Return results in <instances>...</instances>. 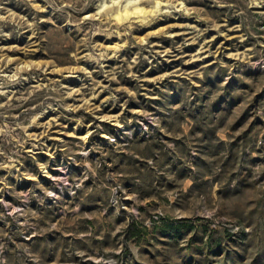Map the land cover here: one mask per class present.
Instances as JSON below:
<instances>
[{
	"label": "rangeland",
	"instance_id": "rangeland-1",
	"mask_svg": "<svg viewBox=\"0 0 264 264\" xmlns=\"http://www.w3.org/2000/svg\"><path fill=\"white\" fill-rule=\"evenodd\" d=\"M0 264H264V0H0Z\"/></svg>",
	"mask_w": 264,
	"mask_h": 264
},
{
	"label": "bare ground",
	"instance_id": "bare-ground-1",
	"mask_svg": "<svg viewBox=\"0 0 264 264\" xmlns=\"http://www.w3.org/2000/svg\"><path fill=\"white\" fill-rule=\"evenodd\" d=\"M130 3V1H129ZM106 6V1H104L103 3V7ZM135 6H136V11L137 12H143L144 11V7L143 6H139L138 4L135 3ZM130 14V8H129V5H126V7L124 8V12L121 10L120 6L118 8V11H117V17L118 18H122L123 15L125 16H128Z\"/></svg>",
	"mask_w": 264,
	"mask_h": 264
}]
</instances>
